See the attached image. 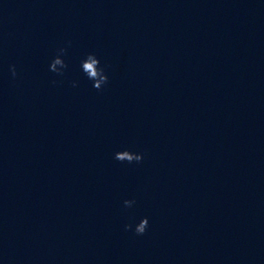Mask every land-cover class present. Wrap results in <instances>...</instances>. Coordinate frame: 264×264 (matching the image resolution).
<instances>
[{"label":"clouds","instance_id":"9594fccd","mask_svg":"<svg viewBox=\"0 0 264 264\" xmlns=\"http://www.w3.org/2000/svg\"><path fill=\"white\" fill-rule=\"evenodd\" d=\"M66 43V47H60L57 49L56 55L49 64V71L61 77L65 75V70L68 68V64L66 63L64 57L67 55V47L71 46V41H67ZM80 68L86 78L92 81V86L97 91H102L103 88L108 84L109 77L106 74L105 68L101 66L100 59H98L95 53H88L81 61ZM10 71L12 77L15 78L17 76L16 66L11 65ZM52 83L55 85L58 82L53 80ZM72 86L76 87L77 82L73 81ZM114 159L121 163H140L143 160V154L124 149L117 151L114 154ZM135 203L136 201L134 199H125L123 201V206L125 208H131L135 205ZM124 227L125 231H134L135 235L141 236L144 235L148 230L149 219L147 217H143L138 223L135 224L134 227L131 223L126 224Z\"/></svg>","mask_w":264,"mask_h":264}]
</instances>
